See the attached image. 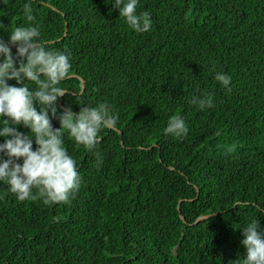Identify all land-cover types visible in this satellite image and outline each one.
<instances>
[{
  "label": "trees",
  "instance_id": "trees-1",
  "mask_svg": "<svg viewBox=\"0 0 264 264\" xmlns=\"http://www.w3.org/2000/svg\"><path fill=\"white\" fill-rule=\"evenodd\" d=\"M26 2L0 0L6 42L29 23ZM30 2L48 46L71 54L59 109L106 101L119 119L100 132L99 165L65 136L82 177L70 202L21 201L0 182V264H229L244 256L243 227L256 217L264 227V0H139L137 11L153 21L143 33L109 0ZM217 71L231 75L230 90ZM205 94L213 107L190 103ZM175 114L186 136L163 133Z\"/></svg>",
  "mask_w": 264,
  "mask_h": 264
},
{
  "label": "clouds",
  "instance_id": "clouds-1",
  "mask_svg": "<svg viewBox=\"0 0 264 264\" xmlns=\"http://www.w3.org/2000/svg\"><path fill=\"white\" fill-rule=\"evenodd\" d=\"M108 3L134 31L151 29L152 15L147 10L137 11L139 0ZM23 10L29 23L8 31L7 42L0 37V137L4 138L0 142V182H5L21 201L39 198L45 205L68 203L79 190L82 177L76 159L65 146V136L93 152L99 165L102 157L96 149L102 139L100 132L115 127L119 115L106 101L94 106L83 103L79 111H73L70 105L59 109L58 98L69 89L62 81L71 73V54L48 46L41 27L34 23L30 0ZM10 45H15V55ZM215 79L230 90V74L217 71ZM9 80L17 84H10ZM190 103L199 109L214 106L211 94L193 95ZM53 118L59 120V127L53 126ZM17 125L30 131H20ZM188 131L185 118L179 114L170 116L163 128L164 134L177 138L186 136ZM242 231L240 243L246 254L229 264H264V227L258 218L251 219Z\"/></svg>",
  "mask_w": 264,
  "mask_h": 264
},
{
  "label": "water",
  "instance_id": "water-1",
  "mask_svg": "<svg viewBox=\"0 0 264 264\" xmlns=\"http://www.w3.org/2000/svg\"><path fill=\"white\" fill-rule=\"evenodd\" d=\"M73 75H74V74H73ZM82 82H83V80L80 79L81 88H83V86H82ZM203 216H205V215H201L200 217H203ZM181 218H183V217L181 216Z\"/></svg>",
  "mask_w": 264,
  "mask_h": 264
}]
</instances>
